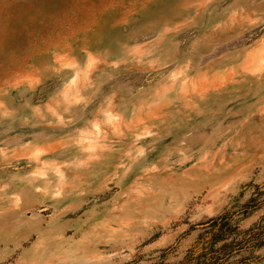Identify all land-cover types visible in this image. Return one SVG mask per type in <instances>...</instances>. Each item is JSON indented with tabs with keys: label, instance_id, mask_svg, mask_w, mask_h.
I'll return each mask as SVG.
<instances>
[{
	"label": "rangeland",
	"instance_id": "374dc122",
	"mask_svg": "<svg viewBox=\"0 0 264 264\" xmlns=\"http://www.w3.org/2000/svg\"><path fill=\"white\" fill-rule=\"evenodd\" d=\"M209 240L264 264V0H0V264Z\"/></svg>",
	"mask_w": 264,
	"mask_h": 264
},
{
	"label": "trees",
	"instance_id": "16d2710c",
	"mask_svg": "<svg viewBox=\"0 0 264 264\" xmlns=\"http://www.w3.org/2000/svg\"><path fill=\"white\" fill-rule=\"evenodd\" d=\"M210 226L208 227V232L212 239L216 240V243L219 241L225 240L227 237V230H226V224L227 222H224V217L219 218H213L209 221ZM214 245L213 240H209L207 243L203 244L201 249L197 250H190L189 255L185 258V260L181 264H206L202 259L201 256H203L204 250L207 247V245ZM231 252L229 253V255ZM228 255V256H229ZM217 262L215 264H223L227 261L228 257L226 259L224 258H217Z\"/></svg>",
	"mask_w": 264,
	"mask_h": 264
}]
</instances>
